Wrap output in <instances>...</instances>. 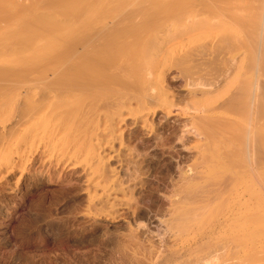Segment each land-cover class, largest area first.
Here are the masks:
<instances>
[{"label": "bare ground", "instance_id": "obj_1", "mask_svg": "<svg viewBox=\"0 0 264 264\" xmlns=\"http://www.w3.org/2000/svg\"><path fill=\"white\" fill-rule=\"evenodd\" d=\"M172 151L164 262L264 264V0H0L10 194L66 174L112 223Z\"/></svg>", "mask_w": 264, "mask_h": 264}, {"label": "rangeland", "instance_id": "obj_2", "mask_svg": "<svg viewBox=\"0 0 264 264\" xmlns=\"http://www.w3.org/2000/svg\"><path fill=\"white\" fill-rule=\"evenodd\" d=\"M175 152L170 155L175 163L162 155L151 161L149 183L134 197L140 205L137 217L119 212L117 220L102 221L98 226L88 225L85 196L69 183L66 174L45 187L28 189L21 183L11 194L0 180V264H184L164 262L167 248L158 240L162 233L154 223L165 214V197L177 180L174 165L180 158ZM190 160L187 157L184 165H190ZM141 224L150 231L140 236L137 225Z\"/></svg>", "mask_w": 264, "mask_h": 264}]
</instances>
